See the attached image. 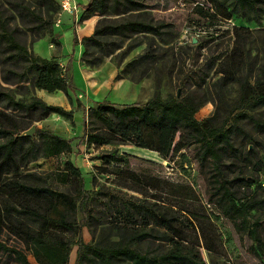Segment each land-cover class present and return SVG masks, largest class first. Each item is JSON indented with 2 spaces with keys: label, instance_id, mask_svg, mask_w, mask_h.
I'll return each mask as SVG.
<instances>
[{
  "label": "rangeland",
  "instance_id": "1",
  "mask_svg": "<svg viewBox=\"0 0 264 264\" xmlns=\"http://www.w3.org/2000/svg\"><path fill=\"white\" fill-rule=\"evenodd\" d=\"M140 1L146 4V8L121 14H94L99 17L94 33L79 38L80 25L73 17L67 16L59 0H0V24L9 25L16 31L17 39L26 46L30 54L56 58L67 69L75 86L70 91L71 98L64 91L49 92L34 88L27 63L13 66L16 71L26 72L24 81L6 82L3 78L4 68L0 64V88L10 92L16 99L28 100L32 95H37L48 104L61 105L74 112L73 121L51 114L30 122L23 111L0 106V123L4 121L1 112L5 111L16 116L20 129L27 125L28 128L35 126V139L39 138V129H49L72 140L71 151L31 161L22 165L18 174L22 177L36 174V178L24 179L26 183L49 184L60 191L74 192V186L63 175H56L57 172L64 171L67 162H72L81 169L86 189L96 193L99 200H106L99 192L116 190L134 199L146 198L158 206L165 205L168 201L174 204L182 202L180 196L168 194V191L174 188L179 190L176 188L179 185L192 187L193 194L198 197L183 201L182 205L194 222L195 228L190 227V232L192 236H199L200 250L207 264H222L225 260H231L235 264H256L258 259L249 252L250 241L246 236L236 233L227 218L209 201L212 197L211 185L215 184L213 169L210 168L209 188L206 174L194 160L193 152L183 150L182 154L164 159L156 151L133 145L108 144L97 147L82 141L85 129L84 111L76 107V98L80 96L89 107L96 99H118L123 93L115 88L101 93H97L98 89L87 92L82 84L88 78H107L112 73L119 72L124 76L122 78L150 84L148 89H135L131 98L148 100L157 95L164 98L177 95L178 84L189 69H194L199 74L208 72L209 75L204 85L208 100L197 112V118L207 120L211 127L226 131L239 148L251 150L256 146L264 157V102L256 98L246 101L248 90L257 91L264 85L262 11L251 10L249 15L244 16L235 9V0H216L215 3L210 0ZM79 15L81 17L82 12ZM88 15L83 13L85 17ZM221 22L223 28L215 34V24ZM97 30L100 33L96 35ZM75 38L78 43H75ZM201 42V48L195 46ZM234 49L251 64L248 68L243 64L238 80L226 81L220 73L224 67L221 62ZM221 53L224 55L210 70L204 69L208 58L212 60ZM117 79L121 78L116 77ZM195 87L185 84L180 90L185 94ZM138 95L141 96L137 97ZM9 128L14 136L18 135L17 128ZM251 137L254 139L252 143ZM115 148L121 153L136 156L130 159L128 167L108 164L104 160V154ZM226 164L233 165L234 171L229 172L230 179L251 174L255 182L250 188L238 183L235 190L239 197L249 190L257 191V186L264 182V169L254 172L252 165H248L240 174L239 168L231 160H226ZM7 189L8 187L0 189V241L10 250H21L32 264H39L21 233L22 222L27 221L20 213L21 206L18 202H11L8 207L4 205V201L8 199ZM91 208L98 221L114 217L98 216L104 210L100 202ZM98 221L91 224V228L87 225L82 227L87 244L93 245L99 240H119L114 235L116 232L111 223L104 221L98 224ZM215 240L219 242L216 247L223 257L205 248V244L215 246ZM158 244L159 241H155L149 248ZM259 248L264 250V245ZM77 250L78 246L73 245L68 264L76 263ZM262 258L264 260V252ZM0 264L21 263L7 251L0 249Z\"/></svg>",
  "mask_w": 264,
  "mask_h": 264
},
{
  "label": "trees",
  "instance_id": "2",
  "mask_svg": "<svg viewBox=\"0 0 264 264\" xmlns=\"http://www.w3.org/2000/svg\"><path fill=\"white\" fill-rule=\"evenodd\" d=\"M210 2L215 3L216 0ZM234 2L235 9L244 16L249 15L251 10H261L264 14V0ZM145 5L140 0H90L84 6L81 18L84 20L94 14L127 13L146 8ZM83 13L89 15L85 17ZM222 23L215 24V34L223 28ZM99 33V30L95 32L96 35ZM75 43H78L77 38ZM195 46L201 48L202 42ZM223 55L221 53L214 56L212 60L208 58L204 69L210 70ZM24 63L28 64L34 88L49 92L64 91L71 98L70 91L75 86L67 69L56 58L30 54L26 46L17 39L16 31L9 25L0 24V64L5 72L4 80L14 83L24 81L26 72L13 68ZM244 63L245 68L251 64L234 49L222 60L224 67L220 73L226 81L238 80ZM122 77L124 76L118 73L117 78ZM208 77V72L199 74L196 70L189 69L178 84V89L182 90L185 84L196 87L179 97L172 95L164 98L157 95L146 102L130 103H117L109 99L94 100L89 107L77 97L76 107L84 111L85 129L82 141L97 147L108 144L133 145L156 151L164 159L182 154L183 150L193 152L194 160L206 174L209 188L210 168L213 169L215 184L211 185L212 197L209 201L227 218L236 233L246 236L250 241L249 252L258 259L256 264H264V250L259 248L264 245V182L257 186V191L249 190L239 197L235 190L238 183L250 188L255 182L251 174L230 179L229 172L233 170V165L226 164V160H231L239 168L240 174L248 165H252L254 172H260L264 169V157L256 146L251 150L239 148L226 131L211 127L207 120L197 118V112L208 100V93L204 88ZM246 95L248 102L255 98L264 102V85L257 91L248 90ZM0 106L23 111L30 122L51 114L74 120L72 109L48 104L37 95H32L28 100L16 99L3 88H0ZM1 113L4 121L0 123V189L8 187V199L4 201V205L8 207L11 202H18L21 206L20 213L27 219L22 222L21 233L39 264H68L73 245L78 246L75 264H207L200 250L199 236H192L190 232V227L195 228L194 222L182 205L183 201L198 197L193 194L192 187L179 185L176 187L179 190L174 188L168 191V194L180 196L182 202L178 204L168 201L165 205L158 206L146 198L134 199L116 190L99 192L106 197L103 201L99 200L96 193L86 189L81 169L72 162H67L64 171L57 172L56 175H63L74 186V192L60 191L49 184L26 183L24 179L36 178V174L22 177L18 174L22 165L41 157H54L71 151L72 140L49 129H39L38 139L23 135L21 132L28 130V125L20 129L15 115L5 111ZM12 126L19 130L17 136L11 132L9 127ZM253 140L252 138L251 143ZM133 157L136 156L121 153L118 148L103 156L108 164L116 163L120 167H128ZM99 202L104 210L98 216H114L112 219L98 221L94 218L91 206ZM96 221L98 224L104 221L111 223L116 232L114 235L119 240H99L93 245L87 244L82 227L87 225L91 228V224ZM155 241H159V244L149 248ZM214 245L205 244V248L223 257L216 247L219 242L215 240ZM0 249L7 251L21 264H32L21 250H10L1 241ZM222 264L235 263L225 260Z\"/></svg>",
  "mask_w": 264,
  "mask_h": 264
},
{
  "label": "crops",
  "instance_id": "3",
  "mask_svg": "<svg viewBox=\"0 0 264 264\" xmlns=\"http://www.w3.org/2000/svg\"><path fill=\"white\" fill-rule=\"evenodd\" d=\"M77 2L83 11L84 6H86L90 2V0H77ZM65 13L67 14V16H71L74 18V16H72L69 12H65ZM81 20H82V18H81ZM98 20H99L98 16L92 15L90 17L85 18L83 20V22L81 21L79 24L80 29H81L79 33L81 36H79V38L92 35L94 33L95 25H96ZM118 73L119 72L112 73L107 78H101L97 74L98 77H91L90 79L88 78L82 84V87L87 92H91L95 89H98L99 91L97 93H101L102 91H106L109 88H115V89L121 90V92H123L120 95L121 97H119L118 99H114V98L112 99L111 98V101H114L117 103H129V102H135V101L146 102L149 100V99L148 100H139V99L134 100L131 98L133 96V91L135 89H140L142 91V89H148L150 84H145L144 82H135V81H133L131 79H127V78H121V79L116 80ZM140 96L138 95L137 97H140ZM96 100H103V99H96Z\"/></svg>",
  "mask_w": 264,
  "mask_h": 264
},
{
  "label": "built area",
  "instance_id": "4",
  "mask_svg": "<svg viewBox=\"0 0 264 264\" xmlns=\"http://www.w3.org/2000/svg\"><path fill=\"white\" fill-rule=\"evenodd\" d=\"M59 2L63 11L69 12L72 16H74L76 23L80 24L81 17L79 14L81 13L82 9L77 0H59Z\"/></svg>",
  "mask_w": 264,
  "mask_h": 264
},
{
  "label": "water",
  "instance_id": "5",
  "mask_svg": "<svg viewBox=\"0 0 264 264\" xmlns=\"http://www.w3.org/2000/svg\"><path fill=\"white\" fill-rule=\"evenodd\" d=\"M181 90L179 89L177 92V96H181ZM36 132V127L32 126L31 128H29L23 135H28V136H33Z\"/></svg>",
  "mask_w": 264,
  "mask_h": 264
}]
</instances>
